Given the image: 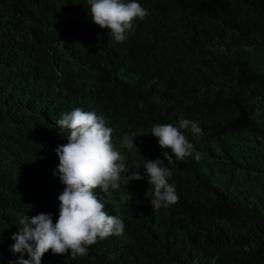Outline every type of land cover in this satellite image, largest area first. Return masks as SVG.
I'll return each instance as SVG.
<instances>
[{
	"label": "trees",
	"instance_id": "obj_1",
	"mask_svg": "<svg viewBox=\"0 0 264 264\" xmlns=\"http://www.w3.org/2000/svg\"><path fill=\"white\" fill-rule=\"evenodd\" d=\"M137 2L147 15L117 42L87 0H0V264L19 256L21 216H59L55 121L76 107L104 116L124 175L145 178L100 193L122 235L42 264H264V0ZM181 114L203 135L182 130L193 154L167 165L151 130ZM156 158L179 196L159 209L143 168Z\"/></svg>",
	"mask_w": 264,
	"mask_h": 264
},
{
	"label": "clouds",
	"instance_id": "obj_2",
	"mask_svg": "<svg viewBox=\"0 0 264 264\" xmlns=\"http://www.w3.org/2000/svg\"><path fill=\"white\" fill-rule=\"evenodd\" d=\"M87 4L91 20L102 29H109L117 42L125 41L127 34L135 31L134 20H143L147 15V10L137 0H87ZM55 125L66 130L60 132L67 137V143L55 149L59 163L53 174L58 172L64 185L58 196L59 216L55 222L51 213L21 216L16 223L19 229L11 237L14 241L11 251L19 256L8 264H42L43 256L49 251L76 259L87 255L88 247L97 241L122 235L124 221L106 211L108 201L100 193L110 196L111 190L145 178L138 171L124 175L129 172L125 157L113 144V129L106 126L103 115L76 107L61 114ZM182 130H190L197 139L203 135L198 122L184 118L183 114L175 125L157 123L151 130L159 146L165 149L163 157L167 165L173 163L174 158L184 161L193 154L194 145ZM135 136L125 135L122 144L128 148L138 147L133 143ZM167 165L159 158L148 159L143 164L148 184L153 187L154 209L179 200L175 184L169 183L172 171ZM120 198L129 200L125 194Z\"/></svg>",
	"mask_w": 264,
	"mask_h": 264
}]
</instances>
